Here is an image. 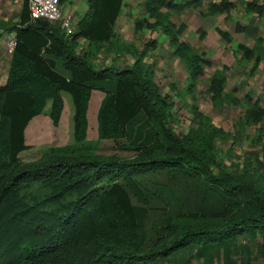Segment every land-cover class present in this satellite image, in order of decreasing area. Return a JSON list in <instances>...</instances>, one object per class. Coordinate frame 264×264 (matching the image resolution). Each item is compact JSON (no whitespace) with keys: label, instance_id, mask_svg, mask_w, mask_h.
<instances>
[{"label":"trees","instance_id":"16d2710c","mask_svg":"<svg viewBox=\"0 0 264 264\" xmlns=\"http://www.w3.org/2000/svg\"><path fill=\"white\" fill-rule=\"evenodd\" d=\"M27 1L11 28L14 47L0 86V264H188L190 251L201 256V264H212L218 248L224 264H235L229 251L237 249L236 235L257 232L264 243V176L235 178L217 168L214 142L227 135L195 108L192 126L175 135L172 104L154 83L152 65L142 61L153 41L137 55L132 52L131 65L94 68L97 54L118 50L114 26L123 0H85L86 11L70 37L46 20L29 21ZM234 1L264 20V0ZM201 6L202 0H144L142 16L132 23L133 33L164 36L186 74L184 90L191 98L208 63L179 40L184 26L171 18ZM232 9L230 0L211 1L202 15L228 21ZM243 30L233 23L234 32ZM216 32L230 42L227 32ZM80 40L83 48H78ZM263 43L257 38L250 48L236 44L237 62H253L250 73L264 62ZM223 69L209 77L205 92L214 107H235L236 98L223 92ZM92 91L103 94L93 142L86 139ZM61 92L72 108V143L51 147L36 160L19 161L18 154L27 149L24 130L46 103L51 126H57ZM242 125L255 128L261 140L264 109L252 104ZM103 140L119 143L133 157L121 161L97 155ZM261 150L264 158V145ZM153 212L161 216L148 224ZM242 254L239 264H247V251Z\"/></svg>","mask_w":264,"mask_h":264},{"label":"rangeland","instance_id":"374dc122","mask_svg":"<svg viewBox=\"0 0 264 264\" xmlns=\"http://www.w3.org/2000/svg\"><path fill=\"white\" fill-rule=\"evenodd\" d=\"M231 15L230 23L223 21L220 16L202 15V12L197 10H185L181 16L171 18L176 25L184 22V27H186L187 24L188 33L184 32V28L179 37L182 40L185 39L183 42L189 44L208 63L203 66V74L193 91V98L184 90L186 80L184 70L174 60L166 42L157 39L158 36L144 38L141 34L134 35L131 28L128 27L129 31L121 34L119 42L115 45L118 50L115 52L103 50L100 53L101 62L105 66L131 65L134 61L132 52L137 55L147 41H153V46L143 54L142 61L152 65L154 83L160 89L161 94L172 104V115L175 121L172 131L175 135L185 133L192 126V112L195 108V111L206 116L213 126L220 128L227 135L224 140H215L214 142L213 155L215 163L218 164L217 168L235 178L244 176L257 181L260 176H264V167L262 169L257 164L258 161L264 164L261 150L264 145V135L261 140H257V130L242 125V116L244 111L254 103L264 109V62H261L250 73L253 62L252 60L241 64L237 62L239 55L236 53V44H243L250 48L254 39H264V20L254 19L235 3ZM234 22L244 26L243 32L233 31ZM215 26H219L221 30L229 34V43H225L219 37L216 32L218 29ZM199 33H203L201 39ZM222 67L224 68L222 74L225 78L223 92L236 98L235 107L226 103L223 106L214 107L205 92L209 77L214 71L221 70ZM47 109L48 105L44 112ZM96 110L93 116L94 122ZM89 115L90 112L88 119ZM71 127L69 113L56 127L51 126L45 114L38 116L30 121L26 128L25 143L28 146L26 150L18 154V160L33 161L46 154L51 147L70 145L72 143ZM95 131L96 122L93 128L89 124L87 125L86 139L88 141L93 142L97 139ZM119 145V143L110 140L99 141L95 152L97 155L113 156L121 161L131 159L132 151L122 149ZM149 181L151 182V180ZM158 181H163L162 175H158ZM142 184L145 187L148 186L147 183ZM261 184L264 186V182ZM34 189L37 190L35 187ZM213 200L209 197L208 201L212 204ZM155 201V197H153L151 203L155 204ZM159 216H161L160 212L150 213L148 224L157 222ZM209 221L218 224L216 220L210 219ZM207 223L208 221L205 224ZM223 224L225 223L222 221L220 225ZM233 241L237 249H230L229 259L235 264H239L240 259L243 258V249L247 251V264H264V243L259 233H254L253 237H249L247 233H241L236 235ZM187 257L188 264H201V256L199 257L197 252L190 251L187 253ZM211 257L212 264H224L221 248H218Z\"/></svg>","mask_w":264,"mask_h":264},{"label":"crops","instance_id":"0c3cea01","mask_svg":"<svg viewBox=\"0 0 264 264\" xmlns=\"http://www.w3.org/2000/svg\"><path fill=\"white\" fill-rule=\"evenodd\" d=\"M67 1L68 2H64L63 4L60 5L61 11L63 13L69 14L72 17L73 23L76 24L77 21L83 16V14L86 11L85 0H67ZM143 1L144 0H123L122 1L123 7L121 8L119 16L115 20V26H114V31L119 35L120 38H121V34H124L125 31L126 32L129 31L128 27H130L131 32H133L132 23L135 19H138L142 16L141 4ZM211 1L217 2L218 0H202V6L200 9H197V11L203 12L206 5ZM230 1L233 4L234 3L237 4L234 0H230ZM22 2L23 0H0V86H2L5 82L6 73H7L8 66H9V59H10V56H6L3 51L4 43L7 40L9 35L14 34V32L11 30L12 26H17V24L19 23V20L22 14ZM239 6L242 8L241 5ZM231 14H232V11L230 12V16L232 17ZM227 22L230 23V20H228ZM182 24L183 26H185L184 22ZM184 28H185L184 32L188 33L187 24H186V27ZM216 28L220 31H223L221 30L219 26H217ZM133 34L134 35L141 34L144 38L149 37V36L151 37L158 36L157 39H160L161 41L166 42L164 36L156 32L141 31V33H133ZM179 40H182V39L179 38ZM184 40L185 39H183L182 41ZM79 45H82L81 48H83L85 46V43L79 41ZM93 66L95 69L102 68L105 66V64H102L101 62L100 54H97L95 59L93 60ZM102 96L103 94L99 91H92L90 94V98L88 101V108H87V125L89 124L91 128L95 127L93 116H94V112L97 109L99 101L101 100ZM60 97L63 103V107H62V111H61L58 123L62 120L64 116L66 117L68 113L70 115V119L72 117V108H71L68 95L66 93L61 92ZM47 105L49 104L46 103L45 108ZM45 108L43 109L41 115L45 114V116L47 117L49 110L47 109V111L44 112ZM89 112H90V115L88 119ZM38 116L34 117L32 120H34ZM26 128L24 130V144L27 147L28 145L25 143Z\"/></svg>","mask_w":264,"mask_h":264},{"label":"built area","instance_id":"2783aa9c","mask_svg":"<svg viewBox=\"0 0 264 264\" xmlns=\"http://www.w3.org/2000/svg\"><path fill=\"white\" fill-rule=\"evenodd\" d=\"M27 12L29 21L46 20L56 25L58 31L65 37L73 34L75 23L69 14L63 13L58 0H28ZM84 42V40H80ZM14 47V34L8 36L4 43L3 51L6 56H10ZM79 45L78 48H81Z\"/></svg>","mask_w":264,"mask_h":264}]
</instances>
